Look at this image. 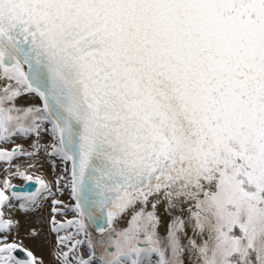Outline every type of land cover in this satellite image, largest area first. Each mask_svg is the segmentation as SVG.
Wrapping results in <instances>:
<instances>
[{"label": "snow or ice", "instance_id": "snow-or-ice-1", "mask_svg": "<svg viewBox=\"0 0 264 264\" xmlns=\"http://www.w3.org/2000/svg\"><path fill=\"white\" fill-rule=\"evenodd\" d=\"M0 165V264H264V0H0Z\"/></svg>", "mask_w": 264, "mask_h": 264}, {"label": "rangeland", "instance_id": "rangeland-1", "mask_svg": "<svg viewBox=\"0 0 264 264\" xmlns=\"http://www.w3.org/2000/svg\"><path fill=\"white\" fill-rule=\"evenodd\" d=\"M25 147H27L26 144H25ZM22 160H23V158H21L20 160L15 161V163H21ZM29 172H30V174H33V175H41V174H43L45 176V178H47L49 180L52 179V173H51L47 163L44 164V168H43L42 172H41V170H38V169H30ZM5 175H6V173L3 171V165H0V179H3ZM11 183L14 184V185H23L26 182L24 180L18 178V177H12L11 178ZM59 198L62 199L64 204H66V205L70 206L72 203H74L71 200L70 195H68L67 190H65V194L63 196H60ZM49 204H50V202L45 205V208H44V211H43V214H42L43 217H44V222L43 223H41L40 220H39L40 214L25 215V214H23V213H21L19 211L14 213V218L18 219L20 221L19 239L23 240L24 246L26 248H28L29 250H31L35 254V256H37L40 259H42V256L37 255V252H36V250H35V248H34V246L32 244V242L35 243L36 240L29 239L27 237L26 233L29 230V228L35 227L38 230H42L41 238L45 239L47 237V234H49L50 235V239H51V243H54L55 237L52 234L49 233V231H48L49 226L47 224V217H48L49 211H50ZM66 219H72V216L68 215L66 217ZM26 242H29L31 245L30 244L26 245ZM50 258H52V257L50 256ZM51 260H49L50 261L49 264H51ZM43 264H45L44 261H43Z\"/></svg>", "mask_w": 264, "mask_h": 264}, {"label": "bare ground", "instance_id": "bare-ground-1", "mask_svg": "<svg viewBox=\"0 0 264 264\" xmlns=\"http://www.w3.org/2000/svg\"><path fill=\"white\" fill-rule=\"evenodd\" d=\"M30 244L29 242H26V245ZM37 255L42 256V260L44 261L45 264H49L52 258H50V250L52 247L50 235L47 234V237L41 238L40 240H36V242H32ZM31 245V244H30Z\"/></svg>", "mask_w": 264, "mask_h": 264}, {"label": "water", "instance_id": "water-1", "mask_svg": "<svg viewBox=\"0 0 264 264\" xmlns=\"http://www.w3.org/2000/svg\"><path fill=\"white\" fill-rule=\"evenodd\" d=\"M17 191L24 192V191H34L36 188L35 184H30V183H24L23 185H16ZM163 214V213H162Z\"/></svg>", "mask_w": 264, "mask_h": 264}]
</instances>
